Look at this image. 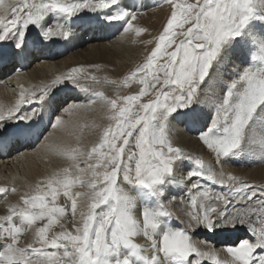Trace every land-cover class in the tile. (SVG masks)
Wrapping results in <instances>:
<instances>
[{"label":"snow or ice","instance_id":"snow-or-ice-1","mask_svg":"<svg viewBox=\"0 0 264 264\" xmlns=\"http://www.w3.org/2000/svg\"><path fill=\"white\" fill-rule=\"evenodd\" d=\"M114 3L116 0H101L95 5L89 0L77 3L19 0L4 6V0H0V6H4L0 15V43L14 40L15 48L22 49L30 26L41 27L49 10L71 17L84 9L95 11ZM167 3L172 5L171 16L155 48L146 61L124 79V86L138 83V92L116 99L104 98L102 92L95 94L106 100L104 106L112 111L114 123L104 129L99 143L86 154V169L76 165L77 171L90 172L92 179L85 181L65 169L62 176L47 181V189L37 185L35 195L22 197L23 209L10 208L8 215L0 217V242L3 243L0 264H161V254L163 259L177 257L185 264H203L205 260L221 264L213 250H202L193 242L186 228L157 231L158 218L173 214L169 210L172 202L163 205L159 211L144 209L141 223L133 214L129 198L118 187V178L122 176L128 180L131 177L138 184L151 187L163 183L164 178L172 174L174 164L186 159L183 150L170 142L162 110L170 114L191 105L199 83L205 80L222 45L240 36L241 30L256 18V0H167ZM259 18L264 21V14ZM108 19L127 23L134 20L135 15L121 11ZM130 27L129 23L124 31ZM62 29L59 24L48 26L42 36L45 40L58 34L64 36L66 33ZM142 31L138 29L137 35ZM177 37H182L178 43ZM81 71L71 69L63 81L69 80L79 86L75 74ZM91 79L95 81L96 77ZM60 83V79L54 80L41 89L39 96L34 91L28 95L21 92L15 108L7 114L0 111V121L18 119L27 122L33 113H20V105L33 100L42 103ZM146 96L149 102H142ZM87 103L95 104L96 99ZM262 103L264 78L245 69L230 83L210 127L199 135V140L216 154L217 164L222 163L221 158L241 147L245 128ZM61 111L68 112L69 108ZM58 123L60 116L55 118L51 127L55 128ZM92 160L95 163L88 162ZM196 164L199 169L189 176L200 179L189 189L193 194L188 198L190 209H184L188 217L187 227L193 230L203 227L208 231L237 225L245 227L254 239L226 246V252L232 258L226 264H264V187L249 185L234 175H225L222 170L205 171L200 160ZM100 168L104 169L102 175L97 171ZM201 180L224 187L226 191L215 192L202 185ZM77 185L87 187L89 192H73ZM7 191V188L0 187V194ZM61 195L71 201L73 220L78 197L88 198L87 211L81 212V226H76L74 233L61 230L49 236L58 218L66 215V206L57 204ZM14 217L18 219L14 220ZM37 221L46 223L35 228L33 243L21 247V235L32 229ZM137 236L150 241L151 255H144L148 246L136 243Z\"/></svg>","mask_w":264,"mask_h":264},{"label":"bare ground","instance_id":"bare-ground-1","mask_svg":"<svg viewBox=\"0 0 264 264\" xmlns=\"http://www.w3.org/2000/svg\"><path fill=\"white\" fill-rule=\"evenodd\" d=\"M261 1L256 0L257 11L260 10ZM12 3L4 0V6ZM154 3L155 0H124L109 12L101 11L100 15L90 13L71 20L69 19L72 16L57 15L55 21L48 18L45 23L53 27L59 24L66 33L64 36L58 34L45 40L42 31L48 26L44 28L32 26L33 33L26 34L22 49L15 48L14 40L0 43V75L9 72L4 77L5 80L0 81V111L7 114L10 109L15 108L21 99V92L28 95L34 91L39 96L41 89L46 85H51L57 79L62 81L51 90L42 103L33 100L31 103L20 105V113H33L27 122L18 119L0 121V138L13 134L11 140L19 139L30 132L39 137L37 141L26 143V146L15 154L0 156V187L8 189L7 193L0 194V217L8 215L10 208L17 211L23 209L25 206L22 197L35 195L37 185L41 189H47V181L62 176L65 169L73 176H81L82 179L90 174L77 171L76 165H79L80 169L87 167L85 161L89 144L94 134H97L98 127L101 128L99 125L106 119L107 112L104 106L106 97L95 98V104H88L87 102L94 98L92 93L99 92L98 90L102 88L98 87L102 86L82 81L77 86L69 80L63 81V78L73 68L92 69L90 65L98 60L107 64L108 59H118L120 52L117 55L116 49L123 44H131L135 29L130 27L125 32L124 28L127 26L125 20L110 21L108 17L121 8L137 11L150 8ZM4 6H0V15L3 14ZM131 54L130 50L128 55L126 54L127 57H122L119 62L129 63ZM22 64L25 65V70H21ZM245 69L264 78V38L252 27L241 38L233 39L224 45L190 109L178 112L172 119L168 129L170 142L183 150L186 159H180L172 174L168 175L165 182L158 185L155 190L123 185V181L121 183L120 177L118 178V187L129 198L133 214L141 223L144 209L159 211L163 205L172 202L169 210L173 214L158 218L157 231L162 233L166 230L186 228L193 242L202 250H213L221 264H226L232 259L226 252V246L236 245L244 239L252 241L254 238L247 228L239 225L235 228H217L215 231H208L203 227L195 230L188 228L186 223L188 217L184 209H190L188 198L193 194L189 191L191 184L200 179L189 176V173L198 169L192 167V163H196L197 160L203 162L205 171L222 170L225 175H234L249 185L264 187V103L258 105L246 126L241 147L221 158L222 163L217 164L216 154L199 140L200 133L210 127L216 108L222 103L230 83ZM106 89L109 94L110 88ZM65 107L69 108L68 112L61 111ZM57 116H60V123L53 128L51 126ZM200 182L215 192L226 191V188L213 185L206 180ZM74 188L77 189L76 186ZM86 188L81 187L76 191L87 193L89 191ZM80 198L75 220L71 212V203L62 202V195L58 198L57 204L66 206L67 211L64 217L58 218V223L53 225L49 236L61 230L74 232L76 226H81L80 214L87 211L88 198L86 196ZM15 219L18 217H14ZM44 223L46 221H37L32 229L23 233L20 237V246L27 247L33 243L35 228L43 226ZM135 242L148 246L144 255L152 254L150 241L145 237L137 236ZM0 251H3L2 242ZM161 259V264H185L177 257L163 259L161 254ZM203 264L216 262L205 260Z\"/></svg>","mask_w":264,"mask_h":264},{"label":"rangeland","instance_id":"rangeland-1","mask_svg":"<svg viewBox=\"0 0 264 264\" xmlns=\"http://www.w3.org/2000/svg\"><path fill=\"white\" fill-rule=\"evenodd\" d=\"M6 1H8L9 3L19 2V0H6ZM122 1H124V0H116V3L110 4V6L108 8H105V9L97 8V10H95V11H91L89 9H84V10L80 11L79 13H77L76 15H73L69 20H71L73 18H77V17L81 18V17L86 16L87 14H90V13L95 15V14H99L101 11H107L108 10V12H109L114 7L119 5L120 2H122ZM45 2H46V0H45ZM61 2H63V3H77V2H84V0H61ZM89 2L91 4H93V5H95V4L99 3V2H101V0H89ZM174 2H181V0H174ZM187 2H195V0H187ZM121 11H127V12L133 13L135 15V19L134 20H129L126 23L127 26L125 25L126 27H128V24L130 23L131 27H133L135 29L134 30L135 32H134V36H133V41L131 42V44H129V45L123 44V46H121V47L119 46V48L116 49L115 52L117 53V55H118V52H120L119 55H118L119 56L118 59L117 58L116 59H108V63L107 64H105V63H103V62L98 60V61L94 62V64L90 65V66L93 67L92 69L86 68V67L85 68H80L82 71L80 73H78V74H75V75H77V78L80 79L79 82L82 81V82L98 84V85L102 86V87H98V88H102L101 90L100 89L99 90L97 89V90L99 92H102L103 94L106 92L107 94L105 93L104 97L111 98V99H116L117 97H123V96H126V95H133L136 92H138V90H139L138 83H133L130 86H124V79L132 71H134L138 66L142 65L146 61L147 57L150 55L151 51L155 48V45L158 42V38L163 32V28L166 26L167 20L171 16L172 5L167 3V0H155L154 5L151 6L150 8L143 9V10H137V11L136 10H132V9H128V8H124V9L121 8V9L116 10V12L114 11L113 15H115L118 12H121ZM257 13L258 14H257L256 18L250 20L249 23L241 30V35L238 36V37H235L233 39L241 38L244 35V33L248 29H250L251 27L255 31H257L258 34L262 38H264V21H262L259 18L260 14H264V0H262L260 2V10L257 11ZM45 15H47V16H44L45 18H43V20L41 22V27H43V28L46 27V26H49L48 24H46L48 18H50V19L55 21V17L57 15H64V14L59 13L56 10L52 9V10H49ZM118 21L120 22L121 20H118ZM118 21H116V22H118ZM123 21L124 20H122L121 22H123ZM33 27L34 28H38L36 26H33ZM187 27L188 26L186 25L185 26V30H186ZM44 29H46V28H44ZM138 29H143V31L140 32L139 35H137V30ZM28 31H27V33H33L32 26H30ZM177 31H179V30H177ZM179 39H182V37H177V43L179 42ZM233 39H230L229 41H231ZM229 41L225 42L222 45V48H221L219 54L223 50L224 45H226ZM5 47H6V45H5ZM128 49H130L131 53H132L131 55H129L130 59H131L130 62L126 63V64H124L122 62H119L120 61L119 59H121L122 57H124V58L127 57L126 54L128 55V52L130 51ZM219 54H218V56H219ZM134 58L135 59L137 58V59L135 60ZM214 62L215 61H213L212 65H211V67H210V69L208 71V75L210 74V72L212 70ZM92 76L96 77L95 81H93L91 79ZM207 76L205 77V79L207 78ZM204 82H205V80L202 83H199L198 90H197V93H196V96H195V99L193 100V102L197 99V97L199 95V92H200V89L203 86L202 84H204ZM105 85H107L110 88V90H111V91H109V94H108V91H107L108 89H106L108 87H106ZM96 93H98V92L97 91L93 92L92 96L94 95V98L98 99L99 97L95 96ZM142 102H145V103L149 102V97L146 96V97L142 98ZM193 102L191 103L190 106L182 108V109H178L177 111L172 112L170 114L167 113L166 111L162 110L164 112V116H165L166 122L168 124V129H169V126L171 125V122L173 121L172 119L175 117V115L178 112H184V111L189 110L190 107L192 106ZM105 112H107V114H105V118H106L105 122H102L101 125H99V126H101V128L98 127V129L96 131L97 134H94V137H93V139L91 140V142L89 144V149H88L89 152L101 140L102 133H103L104 129L106 127H108L109 124L114 123L112 121V119H111L112 111L109 108L106 107V111ZM158 119H159V117H158ZM167 135H168V137L170 139L168 130H167ZM170 141H171V139H170ZM173 146L177 147L175 145H173ZM94 161L95 160L90 161V162L91 163H95ZM178 162H179V160L176 162V164ZM176 164H174L173 169H174ZM192 167H194L195 169H197V168L199 169V166L196 163H194V164L192 163ZM203 169H204V166H203ZM97 171L100 172L101 175H102L103 172H104V169L100 168V169H97ZM166 177L164 178V182H165ZM89 179H92L91 173L88 174V176H86L84 178L85 181H87ZM120 180H121V183L123 181V185L127 184V186L128 185H135V186H138V187H144V186L138 184L137 182H135L134 178H131V177L128 180H124L122 178V176H121ZM163 183L157 184V185H153L151 187H146V188H150L152 190H155V188L158 187V185L160 186ZM76 187H77V189L74 188V189H72V191L74 190L75 192H79V191H76V190H79L78 188L81 189V187H79L78 185ZM86 190L89 191V189H87V188H86ZM63 197L64 196H62V199H61L62 202L64 201V202L71 203L70 200H68L66 197H64L65 198L64 199ZM80 199H81L80 197L77 198L78 204L80 202ZM169 215L170 214H167L165 216L169 217Z\"/></svg>","mask_w":264,"mask_h":264}]
</instances>
